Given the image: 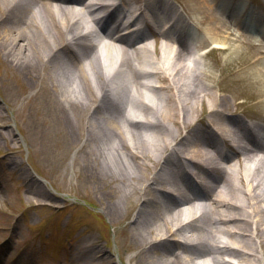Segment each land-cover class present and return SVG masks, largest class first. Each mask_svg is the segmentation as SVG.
Returning a JSON list of instances; mask_svg holds the SVG:
<instances>
[{"label": "bare ground", "instance_id": "1", "mask_svg": "<svg viewBox=\"0 0 264 264\" xmlns=\"http://www.w3.org/2000/svg\"><path fill=\"white\" fill-rule=\"evenodd\" d=\"M101 1L105 10L130 3L122 20L135 16L142 26L125 33H149L135 41L107 32ZM121 1L0 0V67L13 77L46 79L43 88L53 95L42 105L53 113L48 124L65 131L68 145L85 141L77 163L81 182L101 201L110 224L133 217L129 226L141 262L264 264V127L240 123L215 89L224 91L219 69H202L195 46L184 38L194 33L197 46L239 36L199 0H191L206 9L197 33L169 2ZM238 3L223 2L236 23L242 20L233 10ZM158 9L167 10L165 18L154 14ZM165 27L171 28L167 34ZM97 244H86L89 264L105 259Z\"/></svg>", "mask_w": 264, "mask_h": 264}, {"label": "rangeland", "instance_id": "2", "mask_svg": "<svg viewBox=\"0 0 264 264\" xmlns=\"http://www.w3.org/2000/svg\"><path fill=\"white\" fill-rule=\"evenodd\" d=\"M158 1L169 2L171 11L191 22L196 33V21L209 7L229 26V32L234 30L252 42L264 43L263 0H236L239 3L233 9L235 16L240 17L243 12L247 16L238 23L224 13V0H218L217 6L212 0H199L197 4H204V9L197 8L191 0ZM186 40L198 50L207 39L196 46L193 33ZM218 41L235 50L202 56L200 66L206 69L211 64L219 69L215 75H220L218 86L224 90L220 92L232 104L235 116L240 122L256 125L264 115V80L257 75L264 74V53L246 46L244 40ZM4 58L0 46V60ZM245 60L251 65H246ZM231 66L242 67V71L238 73ZM231 68L235 73H231ZM241 75L248 79L236 80ZM45 85L44 78L32 80L20 72L13 77L0 67V264H76V260L78 264H89L92 253L85 248L89 241L98 243L105 253L100 264H144L129 226L133 217L119 226L110 224L101 201L93 198L88 184L81 182L84 173L82 177L78 175L77 163L85 141L73 144L70 140L68 145L61 136L65 131L59 132L56 123L48 124L46 116L52 117L53 113L42 105L53 95L43 88ZM257 91L263 93L262 98L251 96ZM244 99L245 103L235 107L236 100ZM75 125L77 133L81 130L79 120ZM170 127L175 130V126Z\"/></svg>", "mask_w": 264, "mask_h": 264}]
</instances>
